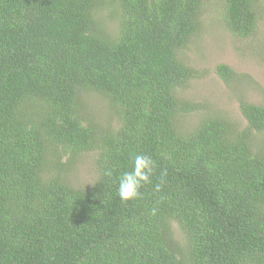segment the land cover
Segmentation results:
<instances>
[{"label": "trees", "instance_id": "trees-1", "mask_svg": "<svg viewBox=\"0 0 264 264\" xmlns=\"http://www.w3.org/2000/svg\"><path fill=\"white\" fill-rule=\"evenodd\" d=\"M204 1L0 0V264H264V107L241 101L240 130L217 115L177 124L197 109L178 89L199 71L178 53ZM215 1L228 32L255 33L263 0ZM87 92L115 129L88 117ZM87 151L90 186L51 175ZM137 153L155 161L152 182L122 202L117 177Z\"/></svg>", "mask_w": 264, "mask_h": 264}, {"label": "rangeland", "instance_id": "rangeland-1", "mask_svg": "<svg viewBox=\"0 0 264 264\" xmlns=\"http://www.w3.org/2000/svg\"><path fill=\"white\" fill-rule=\"evenodd\" d=\"M221 8L215 0H205L201 10L200 26L178 57L190 67L199 71V77L189 80L187 86L178 89L181 98L195 102L197 109L178 116L177 124L183 131L193 129L202 117L221 116L235 129L246 125L239 110V103L247 101L264 107V0L258 4V21L255 33L240 38L228 32L220 21ZM99 17L108 28L113 22L107 10H100ZM229 66L236 75L225 83L215 71L216 65ZM88 117L95 124L115 129L117 120L107 99L94 92L82 97ZM253 142L263 143L264 132L254 133ZM96 152L79 153L72 162L51 169V175L59 173L75 188H86L96 179ZM50 175V174H49ZM175 238L180 233L172 223Z\"/></svg>", "mask_w": 264, "mask_h": 264}, {"label": "clouds", "instance_id": "clouds-1", "mask_svg": "<svg viewBox=\"0 0 264 264\" xmlns=\"http://www.w3.org/2000/svg\"><path fill=\"white\" fill-rule=\"evenodd\" d=\"M156 164L151 156L137 153L132 157L131 169L123 172L117 177V195L122 202H127L141 196L140 189L143 185L152 182L151 178L155 171ZM111 176V170L104 173ZM161 184L154 186L155 191H160ZM154 214V213H153Z\"/></svg>", "mask_w": 264, "mask_h": 264}]
</instances>
